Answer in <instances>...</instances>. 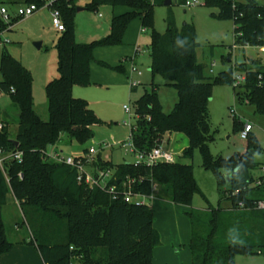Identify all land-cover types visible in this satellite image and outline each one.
I'll use <instances>...</instances> for the list:
<instances>
[{"label": "trees", "instance_id": "obj_1", "mask_svg": "<svg viewBox=\"0 0 264 264\" xmlns=\"http://www.w3.org/2000/svg\"><path fill=\"white\" fill-rule=\"evenodd\" d=\"M43 3V0L26 1L39 6ZM205 3L219 9L217 19L234 22L237 44L264 48V6L253 0L246 4L237 0H205ZM97 4L129 6L132 10L114 17L110 34L93 44L76 40L73 21L76 0H62L50 7L60 11L66 30L57 44L59 78L46 87L50 113L47 122L34 110L31 72L10 55L6 46L2 49L0 93L11 97L18 115V132L12 139L9 114L3 118L0 115V123L5 126L0 131V150L7 154L19 150L23 152V161H8L5 171L0 168V264L1 257L15 245L8 240L2 216L10 195L31 231L30 240L24 243L38 249L44 264H153L154 251L161 245L160 235L154 229L153 210L124 201L127 189L123 185L129 180L135 181L133 191L142 196H155L157 184L161 190L156 197L176 205L192 207L194 196H203L192 164L176 161L151 168L131 163L115 165L99 157V168L115 173L112 184L117 185V192L112 195L79 183L75 169L53 163L45 156L49 147L60 144L65 137L83 145L94 138L92 128L102 122L87 101L74 97V88L91 85L95 49L122 45L136 18L152 33V75L161 76L179 95L171 114L164 112L154 84L152 91L135 103L136 148L150 152L161 145L164 137L183 135L188 145L182 157L191 160L198 150L203 167L215 175L219 191L226 183L230 186L224 197L231 202V208L222 214L213 211L210 224L194 210L188 213L192 264H235L238 255H259L258 251L264 250V209L259 208L264 204V174L256 177L254 172L262 169L255 161L261 148L250 133L245 153L214 159L209 147L214 140L209 105L213 86L229 85L239 89L236 93L239 100H245L257 114L264 116V65L255 62L252 69L240 71L245 81L238 87L234 85L233 70L210 78L205 74L207 67L198 61L195 26L185 24L179 30L169 11L166 33L156 31L154 9L163 6L164 0H93V5ZM9 27L11 23L5 24L0 19V33ZM136 88L132 86L131 92ZM237 127L244 129L236 121ZM14 140L19 142L18 148ZM63 226L66 235L61 238Z\"/></svg>", "mask_w": 264, "mask_h": 264}, {"label": "rangeland", "instance_id": "obj_2", "mask_svg": "<svg viewBox=\"0 0 264 264\" xmlns=\"http://www.w3.org/2000/svg\"><path fill=\"white\" fill-rule=\"evenodd\" d=\"M26 1L0 0V8L5 6L11 14H14L20 5L26 4ZM199 1L201 5L192 8H186L182 0H172L170 7L164 5L155 7L156 31L160 34L166 33L169 11L172 12L179 30L185 24L195 26L199 44L198 61L207 67L205 74L210 78H216L229 70L239 75L240 71L246 68L252 69L255 62L264 65L263 47L249 45L243 47L237 44L234 22L217 19L215 16L219 14V9L207 6L205 0ZM237 1L242 4L248 2V0ZM253 1L264 6V0ZM76 2L77 9H84L81 12L77 11L73 16L76 40L81 44H93L106 38L110 34L113 18L132 10L129 6L93 5V0H76ZM52 13V8L45 7L28 18L13 17L11 29L3 36L4 40L9 41L6 49L10 55L31 72L34 110L46 122L50 120L46 87L50 81L59 78L57 44L63 35L53 27ZM143 29L145 28L142 20L136 18L128 27L122 45L95 49L94 61L91 64V85L76 87L73 94L75 98L87 101L102 123L92 128L94 138L86 144L65 137L60 144L48 148L49 155L59 151L65 156L82 157L85 150L95 148L98 152L96 158L110 160L107 162H113L115 165L136 162L135 156L127 153L128 139L137 122L135 103L146 92L152 91L153 84L156 86L166 114H171L179 102L176 88L165 82L161 76H154L150 72L152 33L147 29L143 32ZM37 44H40V47H37ZM2 49L1 46L0 60ZM214 63L216 66L211 73L210 68ZM133 85L137 88L136 91L131 92ZM237 92L240 91L235 90L234 86L220 84L213 86L209 115L214 140L209 144L210 153L214 159H229L245 153L248 141L241 138L242 131L238 127L235 128V122H239L242 126L250 123L253 126L252 136L261 148L255 156V161L262 168L264 116L257 114L255 108L245 100H239L236 97ZM125 106L131 109L130 113L125 111ZM0 108L2 118L5 114H9L11 124L9 133L11 138L15 139L18 132V115L9 94L0 93ZM161 145L167 151L180 154L177 157L178 162L193 165L194 177L203 196L195 195L192 207L176 205L168 199L156 197L161 188L157 184L154 186L155 196L150 199L149 204L153 210L154 229L160 235L161 245L154 251L153 264H192L190 248L192 227L188 213L194 210L210 224L214 219L213 211L222 214L231 208V202L224 197L230 186L226 183L222 191H219L215 175L203 167L202 156L198 150L191 160L182 157V152L188 145L185 136L168 135L164 137ZM7 156V153L1 154L2 158ZM95 164V167L101 170L97 165L98 160ZM223 174L225 175L224 172ZM262 174H264L262 169L254 172L256 177ZM2 216L9 241L12 242L21 235L31 238V231L22 211L12 199L3 208ZM196 225L200 227L198 223ZM61 229L60 237L63 238L66 235V226ZM235 264H264V250L263 254L259 255H238Z\"/></svg>", "mask_w": 264, "mask_h": 264}, {"label": "built area", "instance_id": "obj_3", "mask_svg": "<svg viewBox=\"0 0 264 264\" xmlns=\"http://www.w3.org/2000/svg\"><path fill=\"white\" fill-rule=\"evenodd\" d=\"M62 0H43V5L39 6L37 4H24L20 5L14 14H11L7 7L2 6L0 8L1 19L5 24H10L13 17H21V18H28L39 12L41 9L45 7H51L54 3L61 2ZM201 3L199 0H187L185 2L186 8H192L200 6ZM52 25L57 30V32L63 33L66 30L64 25L61 13L59 10L54 9L52 13ZM11 29L9 27L4 32L0 33V47L6 46L9 43L8 40H4V34ZM216 64H212L210 68V72L213 73V68ZM135 71V70H134ZM245 81V76L243 74H236V79L234 85L236 87L240 86ZM135 86V85H133ZM14 93V90H12ZM125 111L127 113L131 112V109L125 106ZM234 113V111H232ZM4 125L0 123V131L4 129ZM253 131V126L250 123L244 125V129L241 132V138L243 140H247L250 133ZM128 150L127 153H131L135 156L136 162L134 163L135 166H148V167H155L159 164H173L177 161V157H179L178 153L167 151L163 148L162 145L155 147L152 151H139L135 145V136L132 130V134L128 139ZM4 152L0 150V168L4 170L5 163L8 161H23V152L16 150L10 154L6 158H2L1 154ZM85 153V152H84ZM97 150L95 148H91L88 150L87 153L84 154L82 157H74V156H65L62 152L55 151L54 153L50 154L48 151L45 153L46 158L49 161H53V163L59 165H66L73 169H75L78 173V182L81 184H85L91 189L98 188L102 191L115 195L117 192V185L112 184L116 180L115 173L111 171H103L98 170L95 167V163L98 160ZM262 171L264 173V166L262 167ZM135 181L129 180L124 183V188L127 190L124 192V201L131 205L136 206H150L149 201L154 196H142L137 194L133 191V185ZM155 186V185H154ZM260 209H264V204H260ZM258 254H263V250L258 251Z\"/></svg>", "mask_w": 264, "mask_h": 264}, {"label": "crops", "instance_id": "obj_4", "mask_svg": "<svg viewBox=\"0 0 264 264\" xmlns=\"http://www.w3.org/2000/svg\"><path fill=\"white\" fill-rule=\"evenodd\" d=\"M144 31L145 29H143V32ZM173 135L174 134L170 136ZM11 199L15 202V204H17L13 196H10L8 203L11 202ZM29 240H30V236L21 235L20 237H18V239L12 241V243L15 244L14 248L12 249L11 252L1 257V263L2 264H44L38 249L34 246H30L24 243Z\"/></svg>", "mask_w": 264, "mask_h": 264}, {"label": "water", "instance_id": "obj_5", "mask_svg": "<svg viewBox=\"0 0 264 264\" xmlns=\"http://www.w3.org/2000/svg\"><path fill=\"white\" fill-rule=\"evenodd\" d=\"M164 6H166V7H170V6H172V0H164ZM83 10H84V9H81V8L77 9L78 12H81V11H83ZM37 47H40V44H37ZM0 112H1V108H0ZM13 143H14V145H15L16 148L19 147V142H18L17 140H14ZM250 153H251L253 156L256 155V153H255L254 150H251ZM228 180H229V178H228ZM134 243H136L135 240H134Z\"/></svg>", "mask_w": 264, "mask_h": 264}]
</instances>
